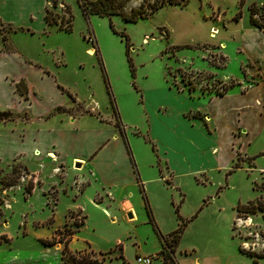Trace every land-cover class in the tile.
<instances>
[{"label":"rangeland","instance_id":"obj_1","mask_svg":"<svg viewBox=\"0 0 264 264\" xmlns=\"http://www.w3.org/2000/svg\"><path fill=\"white\" fill-rule=\"evenodd\" d=\"M58 1L65 8L50 6L48 17L71 19V31L54 24L42 34L10 37L29 57L25 66L50 77L28 75L44 91L36 110L53 103L70 108H54L47 129L27 127L29 110L17 88L15 95L0 88V107L13 118L0 121V264H65L66 240L76 258L92 251L103 264H138L136 255L153 254L152 264H160V235L182 222L178 264H264V212L236 210L255 200L264 209V119L242 118L249 134L256 132L242 153L241 144L231 145L226 131L214 132L208 114L197 111L204 100L245 91L264 77L263 66L245 63L227 38L239 11V25L249 24L252 2L167 3L134 23L112 16L111 27L107 17L84 16L77 0ZM153 2L124 0L122 9ZM257 39L264 43V34ZM4 60L0 68L27 75L24 65ZM64 111L76 117L73 125L62 121ZM22 128H28L24 140ZM245 129L234 136L244 137ZM33 138L48 150L59 145V161L40 147L33 152ZM103 138L94 161L72 159H88L86 144Z\"/></svg>","mask_w":264,"mask_h":264},{"label":"crops","instance_id":"obj_2","mask_svg":"<svg viewBox=\"0 0 264 264\" xmlns=\"http://www.w3.org/2000/svg\"><path fill=\"white\" fill-rule=\"evenodd\" d=\"M245 1L255 3V0ZM56 3L64 5V2L58 0H0V61L7 59L13 64L17 63V66H25L24 63H28L27 61H29V57L25 53L17 49L15 46H12L10 37L12 34H16L18 32H25L28 34L45 33L48 27L51 26L46 22V12L50 9V6L52 9L58 12L60 9L55 6ZM240 19L241 16L237 20L234 18L233 20H231V22H233L235 25L233 29L230 30L231 34L227 35V38L231 40L233 44H237L236 46L238 53L245 55V63L256 62L264 68V43H260L257 39V37L264 34V29L254 27L252 24H250V21L247 26H241L239 25ZM229 26H231L230 22L223 26L224 31H228ZM220 43L225 46L224 50H226L227 47L225 42L221 41ZM90 48L91 47L87 49L89 53L91 50ZM4 62L6 61L4 60ZM14 67H16V65ZM28 67L30 69L27 68V65L25 66V68L29 70L27 75L24 73L10 74L7 70L0 68V88H2L4 91L11 90L12 94L15 95L17 91L16 83L21 79H23L24 81L27 79L28 82H25L28 90L26 92V97L24 95H21L20 93H18L16 96V98H19L18 102L24 104L23 111L29 110L30 122H28L26 125L27 127H30V125L37 123L41 124L40 129H47L46 125L50 121L48 120L49 113H51L54 108H70V106L60 105V103H53L49 105L45 110L37 111L34 107V102H42L44 91L40 86H35L34 81L30 80L28 78V75L31 74L38 80H43L44 77H50L45 75L46 70L42 69L41 67H32L31 65H28ZM56 86V88L59 89V91L57 89V95L63 97L64 91H62L60 86ZM15 89L16 91L14 92ZM31 93H34V95H36L31 96ZM215 102H218V104L216 103L215 105L216 107L211 106V104ZM202 107V109L197 111L206 112L208 114V125L212 128V130L214 132H220L221 130L226 131V140L231 141V145L232 141H235L238 146L241 144L240 150L243 153L245 151L244 149L246 147V144L254 139L253 136L256 132L252 131L249 134V132L245 129L246 125L241 122L242 118H245L250 114L256 122L260 121L261 123L264 119V77L261 78L256 84H254V86L245 91H233L210 97L207 100H204V105ZM0 109L2 110V107H0ZM59 113H62L63 116H65L66 121L63 118L62 121L71 125L75 123L76 117L73 118V115L69 114L66 111ZM19 122L21 121H18V123ZM240 127L244 128L247 133L244 134V137L234 136V130ZM26 129L28 128H22V131L19 135L23 138L22 140H24ZM114 139L120 138L117 136V134L114 133ZM103 140L104 138L102 140L99 139L95 143L93 142L91 144H86V149H89L88 153H91L88 159L85 160L82 157H74L72 159H79L87 163L94 161L99 150H96V148ZM32 145L33 152L35 149H38L39 152H41V150L38 148L40 147L42 151H45L46 156L47 154L48 157H50V155H54L55 158L53 159L50 157L51 160L53 159V161H59V153H56V151L59 150L60 147L56 143L52 142L50 149L48 150V144L46 142L33 138ZM122 161L124 163H128L126 157H123ZM76 165L79 166L78 164ZM131 167L133 168V165H131ZM121 183L125 185L122 181ZM109 187H111V184H109ZM196 264H199V260H196Z\"/></svg>","mask_w":264,"mask_h":264},{"label":"trees","instance_id":"obj_3","mask_svg":"<svg viewBox=\"0 0 264 264\" xmlns=\"http://www.w3.org/2000/svg\"><path fill=\"white\" fill-rule=\"evenodd\" d=\"M245 0H240V3L243 4ZM79 6L82 10L84 16L88 15H98L101 17H107L109 20L112 16H120L124 21L127 22H137L139 19L146 18L149 14L154 11L160 9L164 4H177V5H185L188 0H154L152 4L149 6H145L144 4H140L138 7H131L128 12H125L122 7L124 5V0H77ZM68 8V7H66ZM249 10V21L254 27L259 29H264V4L258 6L256 3H251L248 8ZM48 11L46 12V22L48 25H57L59 30L71 31V19L65 24L63 18L60 19L59 23L55 18L48 17ZM71 16V15H70ZM241 16L240 11L235 15L234 19H238ZM110 26L112 27L111 20ZM121 36H125L122 32H119ZM16 88L21 95L26 97L27 86L23 79L19 80L16 83ZM62 89V88H61ZM218 95H222L221 93ZM59 110V107H57ZM117 115V114H116ZM118 116V115H117ZM13 118L10 117V112L8 110H0V121H11ZM252 160L251 157H249ZM237 167V163L234 168ZM8 186H13L15 182L6 183ZM33 189V185L30 183L26 186V191L28 193ZM237 212H249L256 213L257 210H261L264 212L262 204L259 200L249 201L247 204L238 205L236 208ZM185 226V223L182 222L180 226L170 232L169 234L163 236L160 235V252L162 254V261L160 264H166L169 262L170 264H178L174 257L175 245H178L182 230ZM69 240L65 241L63 251L62 260L65 264H103L104 258H98L91 251L88 254H92V257H87L88 255H82L80 258H76L73 254L69 253L67 250V243ZM100 254V253H99ZM102 255V254H101Z\"/></svg>","mask_w":264,"mask_h":264},{"label":"built area","instance_id":"obj_4","mask_svg":"<svg viewBox=\"0 0 264 264\" xmlns=\"http://www.w3.org/2000/svg\"><path fill=\"white\" fill-rule=\"evenodd\" d=\"M58 6H60V8L64 7L63 4H58ZM86 40L89 41L90 44L92 43V39L89 35L86 36ZM90 47H92V46H90ZM154 256L155 255H153V254H151V255H136V262L138 264H152V262L154 260Z\"/></svg>","mask_w":264,"mask_h":264},{"label":"bare ground","instance_id":"obj_5","mask_svg":"<svg viewBox=\"0 0 264 264\" xmlns=\"http://www.w3.org/2000/svg\"><path fill=\"white\" fill-rule=\"evenodd\" d=\"M216 32H217V28L213 29L211 33L214 35ZM93 49L90 50V54L94 53V50Z\"/></svg>","mask_w":264,"mask_h":264},{"label":"water","instance_id":"obj_6","mask_svg":"<svg viewBox=\"0 0 264 264\" xmlns=\"http://www.w3.org/2000/svg\"><path fill=\"white\" fill-rule=\"evenodd\" d=\"M129 216H131V214H129Z\"/></svg>","mask_w":264,"mask_h":264}]
</instances>
